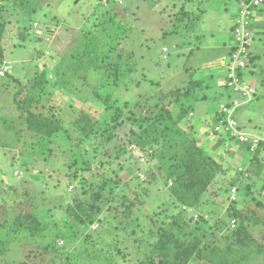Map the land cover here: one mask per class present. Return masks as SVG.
<instances>
[{"label": "rangeland", "instance_id": "1", "mask_svg": "<svg viewBox=\"0 0 264 264\" xmlns=\"http://www.w3.org/2000/svg\"><path fill=\"white\" fill-rule=\"evenodd\" d=\"M187 1L0 0V264H264V154L225 134L214 154L206 126L174 121L190 111L187 86L226 73L234 11L211 0L207 39ZM251 28L244 80L257 94L242 107L254 117L237 121L264 136V52L249 61L264 29ZM213 38L219 47L195 54ZM214 52L191 72L192 53ZM200 73L213 78L193 82ZM27 109L62 128L43 134ZM198 186L196 204L181 201Z\"/></svg>", "mask_w": 264, "mask_h": 264}, {"label": "crops", "instance_id": "2", "mask_svg": "<svg viewBox=\"0 0 264 264\" xmlns=\"http://www.w3.org/2000/svg\"><path fill=\"white\" fill-rule=\"evenodd\" d=\"M241 0H235L234 3L230 1L228 2H225L224 5H222V13H228V12H232V9L231 7L233 8V15L230 17V21L227 23L226 26H224L223 30L226 31L225 34H224V38L222 39V48L221 51L219 52L220 54V57L221 58V62L223 64H225L227 66L228 64V58H229V55H230V51H231V46L233 44V35H232V32H231V28H232V25H233V21H234V18L237 14V11L239 9V2ZM210 2L211 0H188L185 4H181V6L183 7L184 6V9L187 11V14L188 15H192V16H195L196 18V21H197V25H196V28L198 26V29H199V32H202L205 37H207V39L214 35V32L212 30H204L202 28V15H203V12L206 13L207 11V8L208 6L210 5ZM221 9V8H220ZM214 22H212L213 24ZM252 27H253V30H263L264 29V4L259 8V10L255 11L254 12V15L252 17ZM214 38L213 39H210L208 41H205L202 42L200 45H198V47L196 48V52L195 54H198L201 58V54L204 50L207 52V50H213L218 46V43H214ZM165 48V47H164ZM178 48V47H177ZM250 56H255L256 54H260V53H263L264 52V43H258V42H255L253 44L250 45ZM223 51V53H222ZM252 51V52H251ZM161 53V52H160ZM207 54V53H206ZM150 55L153 59V55L152 54V51L150 52ZM155 55H157V53H155ZM193 55V53H192ZM190 55L188 57V62L190 63L189 65H191L193 67V70L191 72H195V70L198 68V67H201L209 62H212V57L215 55V52L209 56L210 58L206 59V57L204 58V60L202 61H192L190 60L191 56ZM163 56V55H162ZM264 59V57H261L259 59V57H257L255 59V63H259L260 61H262ZM11 69H12V65H11ZM255 70V69H254ZM166 73H170V72H166ZM164 74V73H163ZM202 73L198 74V75H194V78H193V82L194 80L198 79L201 77V78H207V77H210V78H215L216 79V76H213L212 77V73H210L208 76H203L201 75ZM186 74L182 73L180 74V77H181V82L186 78L185 76ZM207 75V74H206ZM168 78V77H167ZM200 78V80H201ZM218 78V77H217ZM221 79L218 80V82L214 79L211 83L208 82V83H203L202 82V85H199V86H192V84H190L189 86L187 87H190V91L192 94L188 95L186 98H187V102L188 104L190 105L189 108V112L186 113V115L188 116H184L183 117V120L186 119L187 117L189 118L191 115L193 119H196L195 121H197V123L199 124L200 128H203V124L204 122H212L213 125H215V118H214V111L217 109L219 110V106L221 105L219 102V98L222 94V92L226 89L225 84H224V80H225V73H224V70H223V73L222 75L220 76ZM254 85H256V81L254 80H250ZM248 82V81H247ZM201 84V83H200ZM223 87H222V86ZM192 86V87H191ZM183 87V86H182ZM200 88L202 90H200ZM196 91H200L201 93L203 92L205 96H195L194 93H196ZM227 91V90H225ZM194 95V96H193ZM183 97V95H182ZM216 102V103H215ZM214 106V107H213ZM247 110V111H246ZM243 116H248V117H254L251 115L250 111L248 109H245L244 107L242 108H239V110L237 111V117H243ZM194 121V120H193ZM194 121V122H195ZM239 125L240 122H238ZM198 126V127H199ZM241 127V126H240ZM242 128V127H241ZM243 129V128H242ZM257 128H255L256 130ZM245 130V129H243ZM249 129L246 128L245 131H248ZM255 130H251V131H248V132H252V133H255L256 131ZM258 132H256L257 134ZM261 134V133H260ZM224 135V134H222ZM201 136L204 137L205 141L208 142V145L211 143V150L212 152L214 153L215 151V148H213L214 144L218 141V136L217 134L215 133H209V134H206L205 132H202L201 133ZM225 136V135H224ZM264 137V136H263ZM224 141L219 143V146L217 148H219L220 146H224L225 145V142L227 143L228 145V141L226 139V136L223 137ZM226 139V140H225ZM226 148H223L221 150L222 154H224L225 152H227L225 150ZM246 152H249L247 150H245ZM258 156H263L264 154V149H258L255 153L253 154H256ZM215 154V153H214ZM250 154V153H249ZM252 154V153H251ZM221 156V155H220Z\"/></svg>", "mask_w": 264, "mask_h": 264}, {"label": "built area", "instance_id": "3", "mask_svg": "<svg viewBox=\"0 0 264 264\" xmlns=\"http://www.w3.org/2000/svg\"><path fill=\"white\" fill-rule=\"evenodd\" d=\"M264 0H241L239 9L232 25L234 40L233 50L230 51L225 73V86L229 89V98L219 108L222 118L214 125L216 132L223 133L241 145H247L250 153L264 149V137L259 134L243 130L237 121L239 108L249 103L257 94L251 82H245L244 69L248 65V42L252 36V17ZM248 55V56H247ZM3 71L0 70V74ZM144 162V158L141 159ZM18 171H14L17 174Z\"/></svg>", "mask_w": 264, "mask_h": 264}, {"label": "trees", "instance_id": "4", "mask_svg": "<svg viewBox=\"0 0 264 264\" xmlns=\"http://www.w3.org/2000/svg\"><path fill=\"white\" fill-rule=\"evenodd\" d=\"M262 6V5H261ZM260 6V7H261ZM259 7V8H260ZM259 8H257L256 9V11L257 10H259ZM3 24L2 23H0V34H1V32H2V29H3ZM251 60V56L249 57V61ZM227 89V88H226ZM228 90V89H227ZM188 106V105H187ZM179 108H181V107H179ZM188 107H186L185 109H187ZM26 112H27V114H28V117H32V118H37V119H40V120H42V122H43V126L44 127H46V128H42L43 129V134H49L50 132H52V131H57V130H59V129H61L62 128V126H61V124L57 121V120H54V119H52V118H46V117H44V116H41V115H39V114H35V113H33V112H30V110L29 109H27L26 110ZM186 113H187V111L186 112H184L183 110H178V113H177V115L175 116L176 118L174 119V121H176V120H181L185 115H186ZM84 114H86V113H84ZM217 114H219V111L217 112ZM86 117H89V115L88 114H86ZM168 118V117H167ZM214 118H215V124L219 121V119L220 118H222L221 117V115L219 114L218 116H214ZM89 123L92 125L93 123L92 122H90L89 121ZM88 123V124H89ZM210 123H211V126H210ZM204 126H206L207 127V131L208 132H211V133H215V134H221L222 135V133H219V132H216V131H214V129H213V127H214V125H213V123L212 122H204V124H203ZM80 128V130L82 131V132H84L85 134L87 133V131H88V129L86 128V127H84V126H80L79 127ZM209 128L211 129V131L209 130ZM221 135H219L218 136V141L214 144V146H213V148H216V147H218L219 146V143H221V142H223L224 140V138L221 136ZM225 137V136H224ZM243 148H244V150H247L248 151V146L247 145H241ZM200 152H202V154H203V151L199 148L198 149ZM192 158H193V160H192ZM209 161H208V163H210V164H212V171H214L216 168H217V163H216V161H215V157L213 156H209V157H206ZM194 161V152L193 151H191L190 152V161ZM198 175H196V174H192V180L193 181H195L196 183H198V184H200V186H202L201 185V181H199V179H198ZM194 182V183H195ZM185 186V185H184ZM200 186H198V188L197 187H194V188H186V190H184V191H181V193L182 194H179L178 196L180 197V199H181V201L182 202H184L185 204H187V205H194V204H196V202L198 201V199H199V195H200V190L202 189V188H200ZM181 189H182V187H181ZM183 190V189H182ZM182 195V196H181ZM21 224H28L27 222H21Z\"/></svg>", "mask_w": 264, "mask_h": 264}]
</instances>
